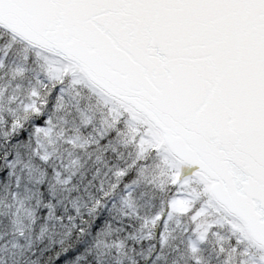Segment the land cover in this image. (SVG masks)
Masks as SVG:
<instances>
[{
	"label": "snow or ice",
	"instance_id": "1",
	"mask_svg": "<svg viewBox=\"0 0 264 264\" xmlns=\"http://www.w3.org/2000/svg\"><path fill=\"white\" fill-rule=\"evenodd\" d=\"M0 264H264V0H0Z\"/></svg>",
	"mask_w": 264,
	"mask_h": 264
}]
</instances>
